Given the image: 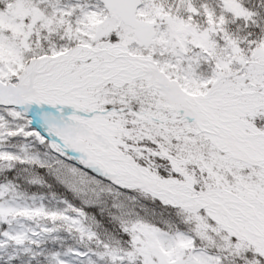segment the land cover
<instances>
[{
  "label": "snow or ice",
  "instance_id": "snow-or-ice-1",
  "mask_svg": "<svg viewBox=\"0 0 264 264\" xmlns=\"http://www.w3.org/2000/svg\"><path fill=\"white\" fill-rule=\"evenodd\" d=\"M0 264H264V0H0Z\"/></svg>",
  "mask_w": 264,
  "mask_h": 264
}]
</instances>
